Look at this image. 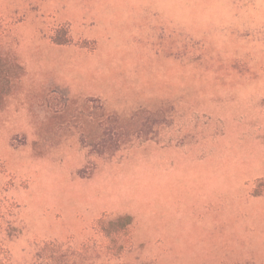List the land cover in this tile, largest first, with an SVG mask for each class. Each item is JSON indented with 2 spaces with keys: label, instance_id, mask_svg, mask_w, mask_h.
<instances>
[{
  "label": "rangeland",
  "instance_id": "obj_1",
  "mask_svg": "<svg viewBox=\"0 0 264 264\" xmlns=\"http://www.w3.org/2000/svg\"><path fill=\"white\" fill-rule=\"evenodd\" d=\"M4 53L0 264H264V0H0Z\"/></svg>",
  "mask_w": 264,
  "mask_h": 264
},
{
  "label": "trees",
  "instance_id": "obj_2",
  "mask_svg": "<svg viewBox=\"0 0 264 264\" xmlns=\"http://www.w3.org/2000/svg\"><path fill=\"white\" fill-rule=\"evenodd\" d=\"M51 41L57 45H70L73 40L69 34L68 28L62 26L56 30L55 34L51 38ZM22 68L18 62L7 53L0 55V110H2L6 103V98L9 95L13 81L20 78V72ZM107 116L106 119H108ZM114 121L118 125V129H122L125 125L126 120L121 118H114ZM108 132V133H106ZM118 132V131H117ZM104 136L101 139V149L95 151L98 155H104L111 152V148L116 150L119 147V141L115 140L114 143L110 142L109 134L110 131L103 132ZM140 133V131L138 132ZM113 143L114 146H108ZM94 151V150H93ZM91 149V152H93ZM132 218L128 215H121L114 219H106L104 217L99 218L95 222L96 230L106 239L107 244L105 246V253L112 257L120 256L131 243V235L133 228ZM61 249L57 243L46 242L38 249L36 254L37 259L41 264H73L76 262L77 254L71 250H67L60 257L57 250ZM62 260L61 262H58ZM58 262V263H57Z\"/></svg>",
  "mask_w": 264,
  "mask_h": 264
}]
</instances>
